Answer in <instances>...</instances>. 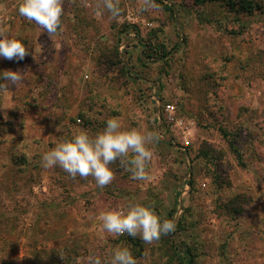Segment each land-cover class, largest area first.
Segmentation results:
<instances>
[{
    "label": "rangeland",
    "instance_id": "rangeland-1",
    "mask_svg": "<svg viewBox=\"0 0 264 264\" xmlns=\"http://www.w3.org/2000/svg\"><path fill=\"white\" fill-rule=\"evenodd\" d=\"M20 2L0 0V27L29 52L0 57V72L24 75L0 90V264H88L117 247L137 264H188L185 247L196 264H264V0H155L143 12L120 0L118 19L98 14L97 0H63L52 37ZM109 118L159 133L150 181L119 161L103 189L42 167L57 142L76 130L94 137ZM135 203L175 231L137 245L96 218Z\"/></svg>",
    "mask_w": 264,
    "mask_h": 264
},
{
    "label": "clouds",
    "instance_id": "clouds-1",
    "mask_svg": "<svg viewBox=\"0 0 264 264\" xmlns=\"http://www.w3.org/2000/svg\"><path fill=\"white\" fill-rule=\"evenodd\" d=\"M62 5L63 0H21L18 12L52 37L61 26ZM95 8L98 14L106 10L113 19L122 15L120 0H97ZM158 9L155 0H140V11ZM28 55L23 42L0 27V57L18 62ZM23 83V71L6 69L0 72V90L19 89ZM56 131L60 132L61 129L57 127ZM159 139L157 132L125 129L119 119L109 118L106 127L94 137L84 130L73 131L69 138L60 140L55 147L42 154L41 164L45 169L59 166L73 179L77 176L85 179L93 177L96 185L103 189L115 179L111 165L119 161L132 179L147 182L151 180L149 165L154 158L153 146ZM96 218L112 237L127 233L134 238H141L149 245L159 241L163 235L174 232L176 228L173 220H162L151 207L142 203L104 210ZM88 264H137V260L127 247H117L107 254L104 261L99 255L93 254Z\"/></svg>",
    "mask_w": 264,
    "mask_h": 264
},
{
    "label": "trees",
    "instance_id": "trees-1",
    "mask_svg": "<svg viewBox=\"0 0 264 264\" xmlns=\"http://www.w3.org/2000/svg\"><path fill=\"white\" fill-rule=\"evenodd\" d=\"M163 1V0H162ZM166 5V7H168V9L173 13L174 12V8H173V6H171V5H169V4H165ZM167 53L168 52H164L163 54H162V57H166L167 56ZM148 57H154V55L152 54V53H149L148 55H147ZM81 120V119H80ZM130 241L132 242V243H137V245L139 244V242L138 241H136L135 240V238H133L132 236H130ZM135 241V242H134ZM182 259H184V260H186V262L188 263V264H196L195 263V257H194V254H193V252H192V250H191V248L190 247H185L183 250H182ZM168 264H171L170 263V261H168L167 262Z\"/></svg>",
    "mask_w": 264,
    "mask_h": 264
},
{
    "label": "built area",
    "instance_id": "built-area-1",
    "mask_svg": "<svg viewBox=\"0 0 264 264\" xmlns=\"http://www.w3.org/2000/svg\"><path fill=\"white\" fill-rule=\"evenodd\" d=\"M159 105V104H158ZM164 111L169 115L170 120H173L172 115L174 114L175 111V105L173 103H169L164 107ZM172 117V118H171ZM157 119L159 122H161V110L159 109L157 112ZM80 121V119H79Z\"/></svg>",
    "mask_w": 264,
    "mask_h": 264
}]
</instances>
